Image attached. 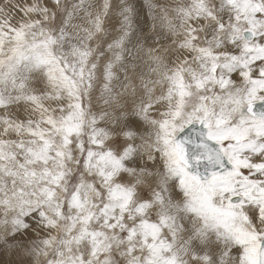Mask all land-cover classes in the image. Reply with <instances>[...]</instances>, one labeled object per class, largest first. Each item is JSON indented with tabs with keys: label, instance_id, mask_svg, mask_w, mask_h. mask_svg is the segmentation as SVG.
<instances>
[{
	"label": "snow or ice",
	"instance_id": "snow-or-ice-1",
	"mask_svg": "<svg viewBox=\"0 0 264 264\" xmlns=\"http://www.w3.org/2000/svg\"><path fill=\"white\" fill-rule=\"evenodd\" d=\"M58 3L36 0L24 9L30 18L0 19V225L15 240L39 224L41 238L27 251L38 258L54 250L47 264H108L107 232L127 237L129 252L138 238L143 264H184L189 245L198 264H264V0H224L220 7L229 24L221 20L223 37L197 49L199 70L188 69L191 82L184 68L177 69L169 78L166 108L154 117L144 109L142 118L153 129L144 148L162 158L165 190L170 180L184 197L177 206L157 193L163 211L151 219L144 218L151 205L133 208L134 193L120 184L108 187L100 204L84 198L83 184L68 199L60 196L66 191L73 139L88 125L93 148L101 144L84 99L97 68L90 64L89 49L72 45L64 51L69 39L64 28L47 26L49 17L58 18L53 10ZM103 10L109 11L107 0ZM128 11L120 9L122 16ZM202 12L207 9L196 0L193 14L199 18ZM101 23L98 14L97 30ZM111 67L105 66L106 79ZM62 96L72 103H55ZM77 147L79 163L96 170L106 184L123 170L132 151L114 155ZM173 211L193 221L184 241ZM58 227L60 239L54 234ZM196 240L208 242L207 250Z\"/></svg>",
	"mask_w": 264,
	"mask_h": 264
},
{
	"label": "clouds",
	"instance_id": "clouds-1",
	"mask_svg": "<svg viewBox=\"0 0 264 264\" xmlns=\"http://www.w3.org/2000/svg\"><path fill=\"white\" fill-rule=\"evenodd\" d=\"M39 2L43 3V0ZM195 2L196 0H107L109 11L104 13L105 0H59L53 9L58 18L52 20L49 17L46 23L53 31L55 27H62L67 31L69 39L65 42L66 53L70 52L72 45L87 48L92 53L90 64H95L97 71L93 86L84 99L89 118L96 121L94 128L99 133L96 140L101 144V147L93 148L89 142L93 127L88 125L80 136L73 139L70 148L72 158L66 161V191L60 193L62 199H68L73 189L83 184L85 187L81 191L84 198L100 204L107 199L108 187L120 184L134 193L133 208L140 203L151 205L145 219H151L152 215L163 211V206L156 201L157 193L162 194L166 204L170 202L181 205L184 197L178 187L172 186L170 180L167 181L165 190L166 173L162 167V158H158L155 152L149 154L144 148L152 138L153 129L142 115L145 108L150 109V117L165 109L169 103V78L177 69L184 68L185 79L191 82L188 69L199 70L197 49L213 46L224 35L218 28L221 20L225 25L229 24L220 7L224 0H201L207 12L200 13L199 18L193 14ZM34 3L36 0H3L0 3V19H28L30 17L23 15L24 9ZM121 7H127L131 11L122 16ZM186 12L188 15H185ZM98 14L102 18L99 30L96 28ZM118 40H122L121 46L113 47ZM117 55L118 61L114 59ZM108 64L112 65L110 79H106L104 74ZM199 95L196 93L193 100ZM55 103L67 107L72 101L67 96H62ZM80 144L87 145L98 153L110 152L115 155L129 149L132 151L123 170L111 184H106L96 170L90 172L79 163L82 153L77 146ZM107 171L109 169H105ZM141 197L151 199L142 200ZM173 214L177 217L180 240L184 241L189 238L193 221L180 212L173 211ZM132 222L129 219L128 223ZM185 224L188 228L183 227ZM54 234L58 239L61 238L59 227ZM107 237L111 244V250L105 257L108 264H143L145 250L140 247L138 238L131 241L134 250L129 252L130 242L120 232H107ZM113 237L118 238V242ZM40 238L39 224L31 234H21L15 240L0 225V264H47L54 250H49V256L38 258L32 257L27 251ZM208 241L216 243L211 234ZM195 243L205 250L208 248V242L200 244L196 240ZM194 254V246L189 245L188 251L182 254L184 264H198V260L193 259Z\"/></svg>",
	"mask_w": 264,
	"mask_h": 264
}]
</instances>
